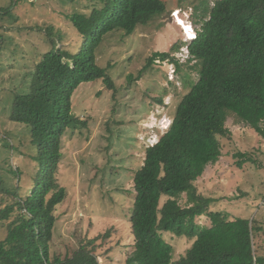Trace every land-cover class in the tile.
<instances>
[{
    "label": "rangeland",
    "instance_id": "rangeland-1",
    "mask_svg": "<svg viewBox=\"0 0 264 264\" xmlns=\"http://www.w3.org/2000/svg\"><path fill=\"white\" fill-rule=\"evenodd\" d=\"M163 1L164 14L130 35L112 31L98 47L97 62L108 68L114 87L99 78L81 83L72 96L73 113L87 124L68 129L62 138L55 177L66 195L54 211L51 257L72 256L86 246L100 264H126L133 251L134 175L144 162L145 147L168 129L178 104L198 80L195 59L188 61L184 24L193 23L199 31L207 17L206 4L211 8L215 0ZM92 4L93 0H0V210L30 193L39 169L30 126L10 119L14 98L30 90L35 64L52 48L51 40L59 48L79 51L83 37L70 17L89 13ZM155 52L170 53L181 69L170 58L149 64ZM226 126L231 135L219 138L222 154L198 178V189L214 198L211 209L227 213L228 219L262 222L264 138L233 114ZM238 153L248 156L241 167L238 162L245 160ZM186 199V194L180 196L181 205ZM21 212L16 205L8 218L0 219V241ZM196 221L211 226L207 215ZM163 237L173 246L175 264L191 246L189 239L172 232H163Z\"/></svg>",
    "mask_w": 264,
    "mask_h": 264
},
{
    "label": "trees",
    "instance_id": "trees-1",
    "mask_svg": "<svg viewBox=\"0 0 264 264\" xmlns=\"http://www.w3.org/2000/svg\"><path fill=\"white\" fill-rule=\"evenodd\" d=\"M92 5L89 13L70 17L83 37L79 51L59 48L51 40L52 48L35 64L30 90L14 98L10 119L30 126L39 169L30 193L0 210L2 220L16 205L22 211L0 241V264H100L86 246L65 258L50 255L54 211L66 195L55 177L62 138L68 129L87 124L73 113L72 96L81 83L99 78L113 88L108 68L97 62L98 47L108 33L130 35L164 14L166 2L93 0ZM205 7L207 17L188 44L198 80L178 104L169 129L145 147L144 162L134 175V243L126 264H173V246L163 232L185 235L191 242L175 264H264L255 241L264 227L257 220H230L227 213L212 210L215 199L200 193L197 185L207 165L222 154L219 138L231 135L229 114L264 138V0H217ZM157 58L179 65L168 52H155L149 64ZM238 155L245 160L238 162L241 167L248 156ZM203 214L210 227L196 221Z\"/></svg>",
    "mask_w": 264,
    "mask_h": 264
},
{
    "label": "clouds",
    "instance_id": "clouds-1",
    "mask_svg": "<svg viewBox=\"0 0 264 264\" xmlns=\"http://www.w3.org/2000/svg\"><path fill=\"white\" fill-rule=\"evenodd\" d=\"M215 1H217V0H215ZM215 1H214V3H215ZM213 3V4H214ZM211 6V5H210ZM190 26H191V29H192V31L194 32V36L192 35V36H190V33H186L187 31H186V27L184 26V28H185V33H186V35H189V41L187 42L188 44L192 41V40H194V39H196L197 38V29L196 28H194V25H193V23H190ZM188 44H186V46H187V53L190 55V58L188 59V61L189 60H191V59H193V56L191 55V53H190V51H189V48H188ZM158 59V58H157ZM159 59H161V58H159ZM168 59V58H167ZM171 59V58H170ZM170 59H168V60H170ZM176 59V58H175ZM161 60H163V59H161ZM172 61V60H171ZM176 61H178L177 59H176ZM173 62V61H172ZM179 62V61H178ZM176 64V63H175ZM177 65V64H176ZM172 122V121H171ZM170 125H171V123H170ZM170 125H169V127H170ZM169 127H168V129H169ZM167 129V130H168ZM167 130H165L162 134H164ZM161 134V135H162ZM161 135H160V137H161ZM160 139V138H159ZM159 140H157L156 141V143L158 142ZM156 143H153V144H151V145H148V146H153V145H155Z\"/></svg>",
    "mask_w": 264,
    "mask_h": 264
},
{
    "label": "crops",
    "instance_id": "crops-1",
    "mask_svg": "<svg viewBox=\"0 0 264 264\" xmlns=\"http://www.w3.org/2000/svg\"><path fill=\"white\" fill-rule=\"evenodd\" d=\"M200 216H201V217H204V214H203V215H200ZM210 221H211V220H210ZM259 223L264 227V221L259 222ZM207 226H208V225H207ZM209 227H210V226H209ZM262 233H264V232H262ZM262 236H264V234H263ZM262 236H260V237L257 238V243L260 245V247H259V251H258V254H259L260 256H264V248H262V245H261V244L264 245ZM190 244H191V242H190Z\"/></svg>",
    "mask_w": 264,
    "mask_h": 264
},
{
    "label": "bare ground",
    "instance_id": "bare-ground-1",
    "mask_svg": "<svg viewBox=\"0 0 264 264\" xmlns=\"http://www.w3.org/2000/svg\"><path fill=\"white\" fill-rule=\"evenodd\" d=\"M178 13V12H177ZM179 14V13H178ZM181 24H183L182 22H180ZM184 25H186L185 27H186V30H188V33H192V32H190V30H191V26H189L188 24H184ZM188 38V37H187Z\"/></svg>",
    "mask_w": 264,
    "mask_h": 264
},
{
    "label": "built area",
    "instance_id": "built-area-1",
    "mask_svg": "<svg viewBox=\"0 0 264 264\" xmlns=\"http://www.w3.org/2000/svg\"><path fill=\"white\" fill-rule=\"evenodd\" d=\"M153 144V143H152Z\"/></svg>",
    "mask_w": 264,
    "mask_h": 264
}]
</instances>
